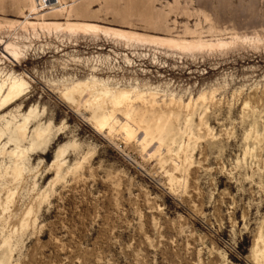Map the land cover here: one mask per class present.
<instances>
[{
	"label": "rangeland",
	"instance_id": "1",
	"mask_svg": "<svg viewBox=\"0 0 264 264\" xmlns=\"http://www.w3.org/2000/svg\"><path fill=\"white\" fill-rule=\"evenodd\" d=\"M64 2V12L44 13L46 21L228 46L189 52L128 46L101 32L21 28L26 19L40 22L30 13L31 0H0V69L30 85L0 116V148L24 122L22 149L28 151L35 132L47 144L41 153L27 152L21 181L0 182V264H258L253 248L264 236V140L254 156L245 154L255 146L246 139L255 124L264 136V0ZM8 41L22 48L19 62L4 57ZM93 77L120 88L157 87L159 102H169L171 93L187 103L216 92L204 116L211 133L193 144L186 174L174 171L173 158L162 166L121 134L98 133L55 95L63 82ZM199 123L196 117L195 132ZM59 149L58 172L52 163ZM10 165L0 157V173ZM172 173L182 185L170 182ZM29 209L30 225L22 230Z\"/></svg>",
	"mask_w": 264,
	"mask_h": 264
},
{
	"label": "bare ground",
	"instance_id": "2",
	"mask_svg": "<svg viewBox=\"0 0 264 264\" xmlns=\"http://www.w3.org/2000/svg\"><path fill=\"white\" fill-rule=\"evenodd\" d=\"M66 5L64 0H31L30 13H32V16H36L34 20L40 17V22H32L30 18V20L26 19L19 25L21 28L31 26L33 29L40 27L47 30L55 29L60 32L67 29L71 33L82 32L80 30H83V32L84 30L90 31L95 34L101 32L105 37H113L115 40L126 42L128 46L131 43H149L155 44V46H173L189 52L228 46L227 43L222 41H177L171 38L146 36L132 31L107 28L91 23L68 22L61 24L46 21L44 18L46 16L45 12L50 10L52 13H59L66 8ZM13 42H6L3 45L2 52L6 59L13 58L15 62H19L23 55V50L16 44L17 42ZM1 62L2 60L0 59V64ZM29 93L30 85L26 80L13 74H5L0 69V116L11 107L17 105ZM160 93L161 91L157 87L146 89L139 84H132L128 87L120 88L114 86L109 80L95 77L63 82L55 91V95L58 98L70 107L75 108L83 119L98 133L121 134L126 144H135L141 155H147L151 159H155L162 166H165L173 158L176 161L173 166L174 171L186 174L193 165V154L195 151L193 144L196 146L199 141L208 136V132L211 133V126H209L204 116L209 112L210 104L216 100V92L212 91L209 94L204 92L198 98L191 97L187 103H185L182 96H178L175 93L167 95L169 102L164 98L162 99L163 103L159 102L162 98ZM138 103L141 104L140 107H137ZM249 104V102L245 103V109ZM164 107L169 109L168 112L164 111ZM182 112L186 113L183 122ZM119 116H122L125 122H121ZM196 117H199L200 123L196 125L195 132L193 126ZM204 129L207 130V134L201 135L200 133ZM35 133L36 139L30 143L28 149L34 154L43 152L47 147L44 134ZM2 137L3 135L0 134V141ZM26 138V123L24 122L15 127L4 147L0 148V157L9 159L11 164L5 172L0 173V182L7 178L10 179L11 183L21 181L20 179L23 176L22 167L28 152L22 149V144ZM246 139H254L255 146L253 150L251 148L248 149L245 156H254L255 150L264 140V136L260 133L256 124L248 132ZM11 147L13 149L9 151ZM63 155V150L59 149L52 163V166L58 172L62 169L63 162L61 158ZM1 168L2 166L0 171ZM78 168L79 165L75 169L77 170ZM169 179L171 183L182 185V179L176 177L173 173L169 175ZM12 196L13 193L9 192L6 199L7 202L3 206L4 211L8 210ZM31 215L32 209H29L24 216L25 219L21 222L20 229L24 230L30 225L29 217ZM7 243L5 241V245ZM253 254L258 264H264L263 235L257 238Z\"/></svg>",
	"mask_w": 264,
	"mask_h": 264
}]
</instances>
